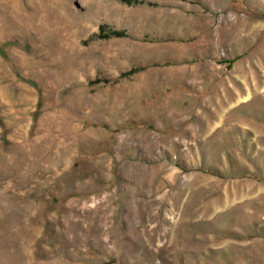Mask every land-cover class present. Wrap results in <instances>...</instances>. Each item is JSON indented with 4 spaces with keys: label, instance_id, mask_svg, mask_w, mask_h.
<instances>
[{
    "label": "rangeland",
    "instance_id": "1",
    "mask_svg": "<svg viewBox=\"0 0 264 264\" xmlns=\"http://www.w3.org/2000/svg\"><path fill=\"white\" fill-rule=\"evenodd\" d=\"M0 264H264V0H0Z\"/></svg>",
    "mask_w": 264,
    "mask_h": 264
},
{
    "label": "trees",
    "instance_id": "2",
    "mask_svg": "<svg viewBox=\"0 0 264 264\" xmlns=\"http://www.w3.org/2000/svg\"><path fill=\"white\" fill-rule=\"evenodd\" d=\"M141 68H137V69H133V70H130V71H128L127 73H125L124 75H130V74H132V73H134V72H136V71H138V70H140Z\"/></svg>",
    "mask_w": 264,
    "mask_h": 264
}]
</instances>
